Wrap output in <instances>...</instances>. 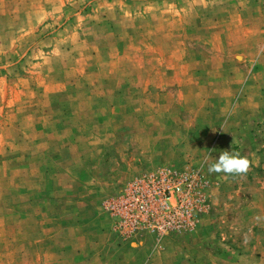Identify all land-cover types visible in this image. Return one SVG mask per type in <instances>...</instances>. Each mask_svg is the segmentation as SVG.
Wrapping results in <instances>:
<instances>
[{
    "label": "rangeland",
    "instance_id": "obj_1",
    "mask_svg": "<svg viewBox=\"0 0 264 264\" xmlns=\"http://www.w3.org/2000/svg\"><path fill=\"white\" fill-rule=\"evenodd\" d=\"M262 104L264 0H0V264H84L79 247L90 264H264V142L235 129ZM231 147L248 170L209 172ZM162 172L191 176L192 214L119 227ZM82 200L118 247L77 235Z\"/></svg>",
    "mask_w": 264,
    "mask_h": 264
},
{
    "label": "built area",
    "instance_id": "obj_2",
    "mask_svg": "<svg viewBox=\"0 0 264 264\" xmlns=\"http://www.w3.org/2000/svg\"><path fill=\"white\" fill-rule=\"evenodd\" d=\"M177 178H181V184L177 183ZM190 179L191 176L187 174H166L165 172L138 178L128 193L130 200L125 204L126 208L123 211L118 210L119 214L123 213L124 219L119 222L118 226L124 229L128 222L137 224L139 220H135L132 216L136 214H143V217H162L163 220L158 222V227L162 232L176 228V225L181 226V215H191L195 210L188 198L192 190ZM184 182L189 186L188 190L181 187ZM146 184H148L147 188H145ZM178 197L181 199L176 200Z\"/></svg>",
    "mask_w": 264,
    "mask_h": 264
},
{
    "label": "crops",
    "instance_id": "obj_3",
    "mask_svg": "<svg viewBox=\"0 0 264 264\" xmlns=\"http://www.w3.org/2000/svg\"><path fill=\"white\" fill-rule=\"evenodd\" d=\"M262 108L264 110V104H262ZM230 129H231V126H223L224 131H227ZM232 129H234V128H232ZM235 129L239 133L238 137H240V138H241V135H243V134H249L250 137H252L254 140L252 142V144L255 147L260 146V142H264V116H259L258 125H256V126H252L251 128H250V126H236ZM256 134H257V136L255 137ZM261 138H262L261 141H257ZM82 202H83L82 207L78 210L79 217L82 218L81 220H84V222H83V223H85L84 227L89 225L91 228H90V231L87 230V233H85L84 231L78 230L77 235L79 237H83V239L87 238L89 241H92L93 244H95V245L99 244L100 247H103L104 244H106V247L108 246L109 248L118 247V245L116 243L117 242L116 238L118 236H116L113 232V222L111 221V218L108 220L105 219L103 222H101L102 220H99V219H102L100 214L104 213L103 211H101V202L98 203V205H96V207H94V209H92V212H93L92 215L93 216L90 215L87 218H86L85 213L86 212L89 213L90 210L86 211L85 205H84V200H82ZM82 215H84V216H82ZM88 219L90 221H88ZM89 232H91L93 235H89L88 234ZM95 234L97 236H95ZM98 236L100 238L102 237V240L97 242ZM104 237H108L107 243L104 242V240H103ZM91 251L88 250L87 248H80L79 247V249L76 251L75 258H82V259L86 260V261L83 260L84 264H90V263H92V261L94 260V258L96 256V252H94V249H91ZM56 258H58V256ZM89 258L91 259L90 263L87 262V260ZM59 262H60V264H67L69 262V257H63L61 255ZM76 263H79V262L76 261Z\"/></svg>",
    "mask_w": 264,
    "mask_h": 264
},
{
    "label": "clouds",
    "instance_id": "obj_4",
    "mask_svg": "<svg viewBox=\"0 0 264 264\" xmlns=\"http://www.w3.org/2000/svg\"><path fill=\"white\" fill-rule=\"evenodd\" d=\"M250 161L247 157L241 156L232 147L222 149L218 156L209 163L208 171L212 173L239 174L248 170Z\"/></svg>",
    "mask_w": 264,
    "mask_h": 264
}]
</instances>
